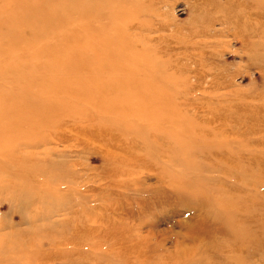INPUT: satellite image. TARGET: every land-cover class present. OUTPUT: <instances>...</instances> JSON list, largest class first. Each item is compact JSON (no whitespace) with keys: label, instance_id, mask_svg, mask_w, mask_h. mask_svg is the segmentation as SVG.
I'll return each mask as SVG.
<instances>
[{"label":"rangeland","instance_id":"1","mask_svg":"<svg viewBox=\"0 0 264 264\" xmlns=\"http://www.w3.org/2000/svg\"><path fill=\"white\" fill-rule=\"evenodd\" d=\"M10 1L0 0V264H188L197 251L208 263L194 215L203 201L223 214L238 213L236 222L254 229L264 224V188L242 191L236 175V165L253 157L254 175L264 180V0H165L154 27L139 16L142 30L130 32L138 34L137 55L121 64L137 73V82L119 93L80 74V58L88 56L91 66L96 52L82 44L80 22H63L76 18L79 0ZM250 5L255 12L241 13ZM51 17L54 29L41 21ZM97 20L89 22L97 28L91 38L99 23H109ZM218 146L225 147L222 154L214 153ZM229 149L226 165L220 156ZM220 161L235 176L214 172L210 164Z\"/></svg>","mask_w":264,"mask_h":264},{"label":"bare ground","instance_id":"2","mask_svg":"<svg viewBox=\"0 0 264 264\" xmlns=\"http://www.w3.org/2000/svg\"><path fill=\"white\" fill-rule=\"evenodd\" d=\"M59 1V0H58ZM64 1V0H63ZM66 1V0H65ZM78 1V0H77ZM76 1V2H77ZM80 1V5H77L76 4V9L79 10V12L75 11L74 9L73 12H77L78 16L76 15L75 17L76 18H73L72 16L70 15H67L63 20V22H66L65 24H72L75 22V25L77 26V24H81L82 27H84L85 29V37H84V40H82V44L84 43L86 45V49L87 51H91L92 54L94 52H96V55L92 57V59L90 60L91 61V66H87L86 65V61L87 59H89L88 56H85L80 58V61H77L80 62V74H86V73H90V74H93L95 79H96V82H97V79L99 81L103 80V81H106V83H109L112 87H116L115 90H118V93L124 88V87H127V84L126 83H132L133 81L137 82V80H135L136 78V75L137 73H134V71L132 69H130L129 71H123L121 68V64L122 63H125L127 65V63L131 62L132 61V56H135L137 55L135 53V49L137 48V46L139 47V40H138V37L137 35L135 34H130V32L132 31H136V30H139L141 31L142 30V23L140 24L139 23V20H137L138 18H140L139 16L143 15V17H145L146 19H150V22H151V26L154 27L159 21H160V18H161V15L159 16V10H160V6H163V1L165 0H79ZM254 1V0H253ZM259 1V0H258ZM256 0V2H258ZM10 2H13V0H11ZM23 2V1H22ZM28 2V1H27ZM75 2V3H76ZM3 3V2H2ZM9 3V2H8ZM16 3V2H15ZM18 3V2H17ZM56 3V2H55ZM72 3V2H71ZM74 3V4H75ZM246 3V1L244 2ZM252 3V2H251ZM250 3V4H251ZM7 4V3H6ZM10 4V3H9ZM8 4V5H9ZM24 4H25V1H24ZM60 4V3H58ZM63 4V3H61ZM257 4V3H256ZM17 8V5L18 4H15ZM20 5V4H19ZM23 5V3H22ZM32 5V4H31ZM35 5V4H33ZM46 5V4H45ZM45 5H43L45 7ZM69 5V4H68ZM165 5V4H164ZM42 6V8H43ZM62 6V5H61ZM60 6V7H61ZM80 6V7H79ZM4 7V6H3ZM3 7L0 6V8L3 9ZM12 7V6H11ZM20 7V6H19ZM18 7V8H19ZM25 8V6L23 5L22 8ZM28 6H26V11ZM31 7V6H30ZM36 8V6H34ZM34 7L32 6V9H34ZM40 6L38 5L37 6V9L39 8ZM49 8H51L49 5H48ZM55 6H53L54 8ZM65 6L63 5V8ZM72 7L73 4H72ZM9 8V7H8ZM57 8V7H56ZM14 9V7H13ZM21 9V8H20ZM37 9H35L37 11ZM5 10V9H3ZM1 10V11H3ZM31 11V9H29ZM43 10V9H40V11ZM51 10V9H50ZM233 10V9H232ZM239 10V9H237ZM263 10V9H262ZM15 11V10H14ZM19 11V9H18ZM38 11V12H40ZM64 11V10H63ZM234 11V10H233ZM5 12V11H4ZM17 12V10H16ZM42 12V11H41ZM45 12V11H44ZM47 12V11H46ZM58 12V11H57ZM68 12V10H67ZM67 12H65L66 14H68ZM71 12V11H70ZM245 12H249V13H252V12H255V7L254 6H249L247 9H245L244 11H242L241 13H245ZM2 13V12H1ZM19 13V12H18ZM24 13L27 14L26 12L23 11V16H24ZM51 13V12H50ZM8 14V13H7ZM15 14V12H14ZM20 14L21 11H20ZM36 14V12H35ZM45 15H47V13H44ZM55 14V12H54ZM56 14H59V13H56ZM55 14V15H56ZM72 14V13H71ZM30 15V13H29ZM50 14L47 15V17H49ZM15 16V15H14ZM18 16V15H17ZM44 16L43 13H41L39 15L38 18ZM52 16V15H51ZM133 16H135V19H131V18H134ZM255 16V15H254ZM11 17V16H10ZM16 17V16H15ZM46 16H44L45 18ZM62 17V16H61ZM98 17H104L105 18V21L108 20L109 23L107 25V23L105 24L106 26L101 27V24L99 22H97V18ZM21 18V17H20ZM23 18V17H22ZM25 18V17H24ZM33 18V17H32ZM32 22H34L33 20L35 18H33ZM57 18V17H56ZM54 18V19H56ZM159 18V19H158ZM12 19V18H11ZM26 19V18H25ZM50 19H53V17L49 18V19H43L41 21H43L44 23H47L49 26H52L51 24L52 23H56L55 20H50ZM92 19H96L97 23H99V31L97 30L96 32L97 33V37L95 38H91L89 36H92L94 35L93 32H91L90 30H93V29H97V28H92L90 29V26H89V22L92 21ZM141 19V18H140ZM15 20V19H14ZM49 20V22L47 21ZM58 20V19H57ZM259 20V19H258ZM8 21V20H7ZM19 21V20H17ZM15 22L14 23H18V22ZM40 21V22H41ZM114 21V25L112 24V22ZM245 21V20H244ZM21 23V21H19ZM59 22V20H58ZM162 22V21H161ZM7 23V22H6ZM5 23V24H6ZM11 23V22H10ZM19 23V25H20ZM24 23V22H23ZM31 23V22H30ZM51 23V24H50ZM261 23V22H260ZM13 24V23H12ZM34 24V23H32ZM42 24V22L40 23ZM64 24V23H63ZM64 24V25H65ZM2 25V23H1ZM4 25V24H3ZM14 25V24H13ZM13 25H11V28H13ZM46 25V24H45ZM45 25H42V26H45ZM149 25V24H148ZM162 25H163V22H162ZM262 25V24H261ZM17 26V25H16ZM22 26V25H21ZM21 26H20V29L21 30ZM30 26V25H29ZM28 26V27H29ZM38 26V25H37ZM36 26V27H37ZM40 26V25H39ZM38 26V28H39ZM55 26V25H54ZM98 26V25H97ZM144 26V24H143ZM164 26H165V22H164ZM240 26V25H239ZM18 27V26H17ZM25 27V26H24ZM23 27V28H24ZM35 27V25H34ZM58 27V26H57ZM146 27V26H144ZM150 26H148L149 28ZM160 27V25H159ZM166 27V26H165ZM250 27V25H249ZM9 28V27H8ZM11 28H10V32H11ZM43 28V27H42ZM45 28H48V27H45ZM56 28V27H55ZM204 28V27H203ZM17 29V28H16ZM28 29V28H26ZM35 29V28H34ZM40 29V28H39ZM50 29V28H48ZM52 29L53 26H52ZM69 29V28H68ZM263 29V27H262ZM25 30V29H23ZM33 30V28H32ZM56 30V29H55ZM72 30V29H71ZM157 30V29H156ZM167 30V29H166ZM9 29L6 31L8 32ZM38 31V30H37ZM43 31V30H42ZM48 31V30H47ZM50 31V30H49ZM68 31V30H67ZM109 31L110 32V35H106L104 36L106 33H108ZM127 31V32H125ZM147 31V30H146ZM149 31V30H148ZM158 31V30H157ZM205 31V30H204ZM5 32V33H6ZM12 32H13V29H12ZM15 32H17V30H15ZM22 32V30L20 31V33ZM30 32V31H29ZM58 32V31H57ZM144 32V30H143ZM23 33V32H22ZM33 33V32H32ZM35 33V32H34ZM34 33L32 34L34 36ZM72 33V31H71ZM140 33V32H139ZM145 33V32H144ZM161 33V32H160ZM255 33V31H254ZM41 34V33H39ZM47 34V33H46ZM68 34V33H67ZM104 34V35H103ZM156 34V33H155ZM7 35V34H6ZM10 35V33L8 34ZM19 35V34H18ZM24 35V33H23ZM31 35V36H32ZM43 35V34H41ZM58 35V34H57ZM144 35V34H143ZM139 35L142 36V39L144 40H148L146 37H148V35L145 37V35ZM158 35V34H157ZM228 35V34H227ZM254 35V34H253ZM17 36V35H16ZM21 35H19V37H21ZM30 36V39H32ZM49 36V35H48ZM151 36V35H150ZM153 36V34H152ZM160 36V35H158ZM215 36V35H214ZM18 37V38H19ZM23 37V36H22ZM25 37V36H24ZM35 37V36H34ZM38 38L42 37L43 36H36ZM72 37V36H71ZM163 37V36H162ZM248 37V36H247ZM55 38V36H54ZM62 38V37H61ZM87 38H90L89 40H87ZM157 38V37H156ZM246 38V37H245ZM253 38H256V37H253ZM16 39V38H15ZM26 40V38H23ZM60 39V37H59ZM237 39V38H236ZM3 40V39H2ZM28 40V38H27ZM34 40H37V38H34ZM33 40V41H34ZM46 40V39H45ZM155 40H162L161 37H158L157 39ZM242 40V38H241ZM246 40V39H245ZM13 41H14V38H13ZM17 42V40H15ZM43 41V40H42ZM58 41V40H57ZM56 41V42H57ZM217 41V39H216ZM81 42V41H80ZM157 42V41H156ZM176 42V41H175ZM173 42V43H175ZM179 40L176 42L178 43ZM245 42V41H244ZM258 42H260V40H258ZM18 43V42H17ZM25 43V42H24ZM213 43V42H212ZM217 43V42H216ZM247 43V42H246ZM245 43V44H246ZM23 44V43H22ZM21 44V45H22ZM41 44V43H40ZM47 44V43H45ZM44 44V46H46ZM65 44V43H64ZM68 44V43H67ZM81 44V46H82ZM254 44V43H253ZM260 44V43H259ZM17 45V44H15ZM24 45V44H23ZM61 45V44H60ZM262 45V44H261ZM26 46V45H25ZM63 46V45H62ZM67 45H65L66 47ZM148 46V45H147ZM251 46V45H250ZM253 46V45H252ZM17 47V46H16ZM16 47L14 48L13 45H12V51L16 50ZM20 47V46H19ZM52 47V46H51ZM151 47V46H150ZM249 47V46H248ZM254 47V46H253ZM45 48V47H44ZM53 48V47H52ZM59 49V47H57ZM64 48V47H63ZM81 48V47H80ZM154 48V47H153ZM156 48V47H155ZM250 48V47H249ZM22 49V46L21 48ZM41 49V48H40ZM71 49V47L69 48V50ZM138 49V48H137ZM152 49V48H151ZM22 50H25V49H22ZM21 50V51H22ZM53 50V49H52ZM56 50V49H54ZM82 50V49H80ZM93 50V51H92ZM154 50V49H153ZM11 49H10V52H12ZM50 51V50H49ZM73 51V50H72ZM2 52V51H1ZM57 52V51H56ZM55 52V53H56ZM15 53V51H14ZM23 53V51L21 52ZM156 53V52H155ZM153 53V54H155ZM168 53V52H167ZM191 53V52H190ZM7 54V53H5ZM34 54V53H33ZM36 54V53H35ZM39 54V53H38ZM188 54V53H187ZM10 55V54H8ZM8 55H5L7 57H12L13 56H16L15 54H11L10 56ZM23 55V54H21ZM52 55V54H51ZM61 55V54H60ZM63 55V54H62ZM160 55V54H159ZM24 56V55H23ZM22 56V57H23ZM64 56V55H63ZM66 56V55H65ZM64 56V57H65ZM68 56V55H67ZM154 56V55H153ZM11 58H9L8 60L11 61ZM21 57V58H22ZM33 57H36L33 55ZM43 57V56H41ZM59 57V55H58ZM139 57V56H137ZM151 57V56H150ZM161 57V56H160ZM186 57V56H184ZM17 58V57H16ZM79 58V56H78ZM98 58V59H97ZM152 58V57H151ZM150 58V59H151ZM156 58V57H155ZM183 58V57H182ZM15 59V57H14ZM12 59V60H14ZM60 59V57H59ZM58 59V60H59ZM65 59H67V57H65ZM69 59V58H68ZM66 60V61H69V60ZM74 59V57L72 58ZM135 59V58H134ZM153 59V58H152ZM158 59V58H157ZM17 60H20V59H17ZM23 60V59H22ZM25 60V59H24ZM37 60V59H36ZM61 60V59H60ZM59 60V61H60ZM64 60V59H63ZM76 60V58L74 59ZM113 60V61H112ZM180 60V59H179ZM184 60V59H182ZM187 60V59H186ZM200 60V58H199ZM5 61V60H4ZM9 61V62H10ZM16 61V60H14ZM21 61V60H20ZM28 61V60H27ZM26 61V62H27ZM152 61V60H151ZM54 62V61H53ZM62 62H65V61H62ZM75 63V61H73ZM88 62V61H87ZM94 62V63H93ZM4 63V62H3ZM6 63V62H5ZM20 63V62H19ZM58 63V62H56ZM55 63V64H56ZM61 63V62H59ZM97 65H96V64ZM152 63V62H151ZM13 64V63H12ZM79 64V63H78ZM77 64V65H78ZM140 64V63H139ZM16 65V64H15ZM66 65V64H65ZM123 65V64H122ZM138 65V64H137ZM143 65V64H142ZM179 65V64H178ZM190 65V64H189ZM13 66V65H12ZM63 66V65H62ZM69 65H67V68H68ZM151 66V65H150ZM173 66H175L173 64ZM4 67V66H3ZM66 67V66H64ZM78 67V66H76ZM145 67V66H144ZM157 67V66H155ZM154 67V70L156 69ZM177 67V66H176ZM9 68V67H8ZM7 68V69H8ZM15 67H13L12 69L14 70ZM44 68V67H43ZM83 68H85L83 70ZM45 69V68H44ZM48 69H50V67L48 66ZM135 70V68H133ZM3 70V69H2ZM11 70V69H10ZM42 70V69H41ZM59 70V69H58ZM125 70V69H124ZM15 71V70H14ZM13 71V72H14ZM34 71V69H33ZM7 72V71H6ZM42 72V71H41ZM47 72V71H46ZM136 72V71H135ZM140 72V71H139ZM154 72V71H153ZM8 73V72H7ZM12 73V72H11ZM44 73V72H43ZM156 73V72H155ZM154 73V74H155ZM13 74V73H12ZM141 75V74H140ZM138 75V76H140ZM157 75V73H156ZM57 76V75H56ZM87 76H89V74H87ZM144 76V74H143ZM182 76V75H181ZM190 76V75H188ZM84 77V76H83ZM86 77V76H85ZM84 77V78H85ZM91 77V79L94 80V78H92V76H89ZM209 77V76H207ZM82 78V77H81ZM82 78V79H84ZM87 78V77H86ZM133 78V79H132ZM144 78V77H143ZM149 78V77H148ZM180 78V77H179ZM88 79V78H87ZM85 79V80H87ZM142 79V78H141ZM151 79V78H150ZM160 79V78H159ZM189 79V78H188ZM57 80V79H56ZM119 80H122L121 83H124V84H120L119 83ZM144 80H148V79H144ZM152 80V79H151ZM155 80V79H154ZM157 80V79H156ZM25 81V80H24ZM63 81V80H62ZM88 81V80H87ZM87 81H85L86 84H89ZM90 81V79H89ZM149 81V80H148ZM93 81H91L92 83ZM96 82H95V85H96ZM156 82V81H155ZM83 83V82H82ZM98 83V82H97ZM100 83V82H99ZM102 83V82H101ZM104 83V82H103ZM86 84H84L86 86ZM105 84V83H104ZM126 84V85H125ZM83 85V87H85ZM93 85V84H92ZM82 86V85H81ZM98 86V85H97ZM82 87V88H83ZM90 87V86H89ZM88 85H87V88H89ZM93 87H96L93 85ZM99 87V86H98ZM97 87V88H98ZM103 87V85H102ZM109 87V86H108ZM108 87L106 88V90L108 89ZM48 88V87H47ZM101 88V87H100ZM99 88V89H100ZM23 89V88H22ZM21 89V90H22ZM25 89V88H24ZM23 89V90H24ZM28 89V88H27ZM46 89V87H45ZM50 89V88H49ZM57 89V88H56ZM102 89V88H101ZM113 89V88H112ZM111 88L108 89V90H112ZM141 89H143V87L141 86ZM15 90V89H14ZM48 90V89H47ZM47 90L45 92H47ZM58 90V89H57ZM86 90V88H85ZM92 90H94V88H92ZM98 90V89H97ZM139 90V89H138ZM208 90V89H207ZM215 90V89H214ZM26 91V90H25ZM24 91V92H25ZM41 91V90H40ZM55 91V90H54ZM78 91V90H77ZM100 91V90H98ZM98 91H94L95 93H97ZM136 91V89L134 90ZM153 91V90H152ZM43 92V91H42ZM65 92V91H64ZM138 92V91H137ZM142 92V91H141ZM18 95L20 94L19 91L17 92ZM73 93V92H72ZM79 93V92H78ZM84 93V92H83ZM104 93V92H103ZM116 93V91H115ZM124 93H125V89H124ZM127 93V92H126ZM134 93V92H133ZM22 94V92H21ZM28 95V93L25 92V95ZM82 94V93H81ZM108 94V93H106ZM139 95V93H137ZM98 95V94H97ZM101 95V94H100ZM103 95V94H102ZM130 95V94H129ZM135 95L136 93L134 94V97L135 98ZM127 96H128V93H127ZM133 96V95H132ZM21 97V96H20ZM24 97V96H22ZM21 97V98H22ZM29 97V96H28ZM91 97V95H90ZM137 97V96H136ZM141 97V96H140ZM27 98V97H26ZM25 97L23 99H26ZM85 98V97H84ZM140 99V98H139ZM27 100V99H26ZM25 100V101H26ZM30 99H28L29 101ZM90 100V99H89ZM91 101V100H90ZM100 101V100H99ZM140 101V100H139ZM23 102V101H22ZM137 103V102H136ZM97 104H100L99 102H97ZM136 106V105H135ZM139 106V105H138ZM140 106H142L140 104ZM139 106V107H140ZM25 105H22V108H24ZM27 108H31V105L27 106ZM99 107V106H97ZM137 107V109L139 108ZM20 108V106H19ZM141 108V107H140ZM136 109V108H135ZM20 110V109H19ZM141 110V109H140ZM138 110V111H140ZM263 110V109H262ZM141 112V111H140ZM263 112V116H264V110L262 111ZM225 115V114H223ZM227 116V115H225ZM237 116H240L239 114ZM223 121L225 122L226 125H234V124H237V121L235 118H230V119H226V117H222ZM241 118V116H240ZM258 118V117H257ZM190 120V119H189ZM199 120V119H198ZM221 120V119H220ZM229 122H228V121ZM262 120H264L262 118ZM194 121V120H192ZM190 121V122H192ZM197 122V121H195ZM199 122V121H198ZM197 125V124H196ZM205 125V124H204ZM10 126H12L11 124L8 125V128H10ZM20 126V124H19ZM212 126V125H211ZM208 127V126H207ZM264 127V126H263ZM0 128H2V125H0ZM20 128V127H19ZM151 129V128H150ZM152 130V129H151ZM205 130V129H204ZM197 131V130H196ZM202 131V130H201ZM180 132V131H179ZM194 132V131H193ZM204 132V131H203ZM217 132V131H216ZM189 133V132H188ZM203 134V133H202ZM167 135H171L167 133ZM173 135V134H172ZM180 135V134H179ZM188 135V134H186ZM194 135V134H193ZM219 135V134H218ZM182 138V134L180 135ZM179 136V137H180ZM172 137V136H171ZM190 137V136H189ZM173 138V137H172ZM188 138V136H187ZM199 138V137H198ZM208 138V137H207ZM206 138V139H207ZM186 139V138H185ZM189 139V138H188ZM197 139V137H196ZM200 139V138H199ZM203 140V139H202ZM205 140V139H204ZM190 144V143H189ZM191 145V144H190ZM223 147V146H222ZM222 147H219L216 148V151L214 153H217V154H222V151L225 150V147L222 148ZM183 148V147H182ZM182 148H179V149H182ZM191 148H194V146H192ZM185 149V148H184ZM190 149V148H189ZM199 149V148H198ZM202 149V147H201ZM194 150V149H193ZM181 151V150H180ZM201 151V150H200ZM207 151V150H206ZM236 151V150H235ZM182 152V151H181ZM185 152V150H184ZM193 152V151H192ZM196 152V151H195ZM201 152H204V151H201ZM228 152H231L232 151L229 149L228 151L225 152V154L221 155L220 158L224 161L223 163L227 165V162H230V157L227 156V153ZM186 153V152H185ZM189 153H191L189 151ZM207 155L210 156L209 152H205ZM241 153V152H240ZM184 154V153H183ZM200 154V153H199ZM239 154V153H238ZM246 154V153H245ZM201 155V154H200ZM233 155V154H231ZM192 156L194 157V154H192ZM191 156V157H192ZM206 157V156H205ZM211 157V156H210ZM185 158V157H184ZM189 158V156H188ZM187 158V159H188ZM195 158V157H194ZM193 158V159H194ZM212 158V157H211ZM189 160V159H188ZM190 161V160H189ZM215 161V160H213ZM252 161L251 164L249 165H244V166H240L238 167V165H236V168H237V171H238V174L236 173H231L229 172L228 169H226L224 167V165L222 166V163L221 161L218 162L219 164H217L215 162V165L214 164H210L212 166V169L214 172H220V175H222V179L224 178H227L229 179L230 177H233L236 175H239V179H238V183L240 184V188L242 191H246V190H249V191H252V192H255V191H258L262 188H264V180L259 177V176H256L254 175V172H255V169L257 167V160L253 159L252 157ZM192 162V161H191ZM214 163V162H213ZM221 163V164H220ZM242 163V162H241ZM195 164V163H194ZM217 164V165H216ZM208 168V167H207ZM199 169H202V168H199ZM239 169V170H238ZM209 171L211 170V168L208 169ZM42 171V170H41ZM47 171V170H46ZM45 172V171H44ZM212 172V171H211ZM233 187L236 189L237 187V183L234 182V185ZM233 188V189H234ZM238 188V187H237ZM248 198V197H247ZM190 201V200H189ZM198 201V200H197ZM195 202V201H194ZM204 202V201H203ZM203 202L202 203V206L201 203L200 205H196L198 207V210H196V213L194 214L196 216V220L198 221V226L196 228V231L197 233H200L201 235H205V240L204 242H211L212 243V246L210 247V244L211 243H206L207 246H208V250H207V253L205 255L206 258L205 259H210L211 258V261H209L208 263H203V260L202 258L199 256V255H202L203 252H195L198 259L195 261V263L193 262H190L188 264H264V262H256L257 258L261 257L262 259H264V224L263 222H258L259 224H256V228H252L251 227V223H249L248 221H244V222H236V218L238 217V213L237 214H234V215H230V214H223L220 212V208L218 206V209L216 210H213V204L211 205H206V206H203ZM195 205V204H194ZM201 207V208H199ZM244 209V208H243ZM243 209H239L242 213L245 212ZM248 213V212H247ZM261 215V214H260ZM264 215V214H263ZM246 216V215H245ZM247 217V216H246ZM250 218V217H249ZM203 224V225H202ZM223 239V241L221 243H218V244H215V242L217 243V241L219 239ZM205 244H202V246H205ZM204 250H205V247H204ZM206 251V250H205ZM204 255V256H205Z\"/></svg>","mask_w":264,"mask_h":264}]
</instances>
